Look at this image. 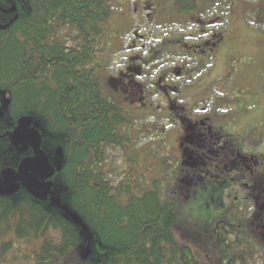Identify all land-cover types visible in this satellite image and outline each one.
Masks as SVG:
<instances>
[{
    "label": "trees",
    "instance_id": "obj_1",
    "mask_svg": "<svg viewBox=\"0 0 264 264\" xmlns=\"http://www.w3.org/2000/svg\"><path fill=\"white\" fill-rule=\"evenodd\" d=\"M261 1L258 14L264 16ZM112 2L0 0V25L17 17L0 29V176L8 169L18 173L35 155L32 146L23 150L12 140L23 118L37 130L40 150L54 169L48 191L34 195L18 182L17 191L0 195V264L8 263L18 243L28 246V264H203L177 240L180 207L162 198L158 183L137 195L136 168L117 185L102 169L106 148L125 151L129 140L121 130L130 123L127 114L104 96L97 71L96 45ZM199 2L175 0L176 10L190 13ZM13 6L15 13L5 12ZM65 29L77 36H61ZM129 156L138 167L140 159ZM239 159V170L254 167L244 155ZM232 162L220 166L221 174L232 171ZM245 186L264 192V176ZM232 209L216 223L211 243L219 257L211 263L260 264L264 213L258 207L252 216L255 232L259 228L254 237L243 217H229Z\"/></svg>",
    "mask_w": 264,
    "mask_h": 264
},
{
    "label": "rangeland",
    "instance_id": "obj_2",
    "mask_svg": "<svg viewBox=\"0 0 264 264\" xmlns=\"http://www.w3.org/2000/svg\"><path fill=\"white\" fill-rule=\"evenodd\" d=\"M141 1L145 3L143 10L139 0H113L114 9L105 24V34L96 45L101 47L96 60L102 93L124 109L130 122L121 128L129 139L127 148L124 151L107 147L102 169L106 178L117 185L136 168L133 179L137 195L158 183L162 198L174 199L179 204V222L174 227L177 240L188 245L200 262L213 264L211 261L219 257L211 243L213 231L229 209H237L230 210L229 217H243L248 233L254 237L259 228L255 232L252 216L258 207L264 213V201L256 202L264 192L250 193L245 186L254 187L256 179L264 176V16L258 14L263 3L261 0H200L194 11L180 13L175 0ZM136 33L148 39L142 41ZM208 33H223L225 39L214 49L212 57L204 58L202 50L193 45L205 43ZM60 34L66 38L77 36L68 29ZM133 39L141 51L131 47ZM130 54L134 58L130 61L129 74L135 75L139 69L141 59L137 55H143L148 63L142 69L146 76L137 80L141 87L130 83L127 94V79L121 85L112 77L121 72L120 66L126 64ZM195 55L200 56L199 60L191 57ZM175 64L187 66L179 77L187 71L193 72L189 80L172 78L173 67L175 73L179 72ZM168 70L170 76L165 83L181 87L178 95L170 91L178 105L171 111L172 115L187 116L194 107L193 118L204 121L210 117L212 132L222 133L223 137L221 142H213L216 147L220 145L216 150V155L221 154L219 157L198 140L199 134L192 140L198 145L186 143L185 139L192 135L188 130L194 125L190 121L182 122L183 135L181 141L176 140L175 124L169 120L168 112L158 109L163 101L159 96L164 93L158 77ZM201 109L207 110L201 114ZM182 143V150L203 154L205 159L190 158L184 154L185 150L182 155L178 150ZM129 153L140 159L138 167L129 163ZM236 153L254 156L257 166L239 170L238 164L231 172L221 174L217 160L236 159ZM179 177L181 191L177 189ZM259 221L256 225L262 227L263 221ZM27 247L18 243L6 264H28L24 262ZM260 253L258 262L264 264V252Z\"/></svg>",
    "mask_w": 264,
    "mask_h": 264
},
{
    "label": "flooded vegetation",
    "instance_id": "obj_3",
    "mask_svg": "<svg viewBox=\"0 0 264 264\" xmlns=\"http://www.w3.org/2000/svg\"><path fill=\"white\" fill-rule=\"evenodd\" d=\"M140 4H141V8L143 10V7L145 6V3H143V1H140ZM146 4H148V2ZM135 8H136V6H135ZM14 18H16V17H14ZM14 18H13V20H14ZM206 24L207 23H205V25ZM3 26H5V25H3ZM3 26L0 25V29H2ZM202 28H204V27H202ZM207 35H209V36H208V39L205 41V43H199V44H197V46H194L193 45L194 48H197V49L199 48L200 50H202L201 51V55L204 56V58L212 57V54L214 52V49L217 48V46H219L220 43L222 41H224V39H225L223 33H213V34L208 33ZM136 36L137 37L140 36V38H143L142 41H144L145 38H147L144 35H138L137 33H136ZM131 47L132 48H135V51L136 50H140L141 51V48H137L138 47V43H137V41L135 39L132 40ZM142 47L145 48L144 45ZM124 52H126V51H124ZM186 53H190V52L188 51ZM137 57L139 59H141V60H139V64H140L139 65V69H138V71H135V73L137 75H140L141 76L139 79H137L136 74L135 75L129 74V72L132 71V69L130 67V61L132 62V60L134 58V55L133 54L128 55V58L126 59L127 62H126V64L124 66H120V68H122V69H121V72H119V73L117 72V77H112V80L118 81L121 85H125L124 79H127V82H128V85L126 86L127 91H128L127 94L130 93V87H129V84L130 83H132V85H134V86L141 87V84L138 81L140 79H142L144 76H146L142 72V69L144 67L143 64H147L148 63V60L145 59L143 57V55H137ZM191 57L199 60V57L200 56L195 55V56H191ZM175 65L178 66L177 68L179 69V72L176 71V73H175V69L176 68L173 67V69H171L172 70L171 71L172 78L176 79V77H178V80H181V79H183V80H189L190 77L192 76V73L193 72L191 73L190 71H187V72H185V75L184 76L179 77V75H181L185 71V68L187 66L186 65H178V64H175ZM169 70L165 74H163V75H161V76L158 77L159 87H160V89H162V88L164 89V93L163 94L161 93L160 96H159L160 97V100H163V101H162L161 105L158 106V109H160V111L162 110V111L168 112L167 113L168 114V117L170 116L169 117V120L173 121V123L175 124V130L174 131H176L175 132V135L177 136V138H176L177 141H181V137L183 135V133L181 131V129H182V122L190 121L194 125H193V127L191 129L188 130V132H190L192 135H191V137L185 139L186 141H188L186 143L194 142L195 145H198L199 143L197 141H192V140H193L194 136H196L198 138V134H199L201 137L198 140L201 141L202 143L204 142L205 145H206V147L208 149H209V147H210V149L212 148L213 153L216 155V150H219L220 145L218 147H216L214 143H217L219 141L221 142V139L220 138H223V137H221L222 133L221 134L220 133L219 134L216 133V135H215V132H212V126L210 125V124H212V121H211V118L210 117H206L204 119V121H198V119L193 118L192 116L195 115V113H194L195 112L194 111V107H192V111L190 110L187 116H183L182 117L181 115H179V116H173L172 115L171 111L173 109L177 108L178 105H175L174 100H173V97L171 96L170 91L171 92H174V93H176V95H178V94L181 93V87H180V85L175 86V85H168L167 83H165V81L167 80L168 76H170ZM149 105H150V108L153 109V107L151 106V104H149ZM168 106L170 108H168ZM206 110L207 109H201L200 110L201 111V114L205 113ZM197 125H200V127L198 128ZM210 133H212V135H210ZM216 137H217V139H216ZM214 140H217V142H214ZM183 144L184 143H182V145L179 146V149H178L179 152H182V151L185 150V148H184V150H182ZM34 152H35V155L33 157L36 156V151L34 150ZM184 154L186 156L190 157V158L194 157V158H198L199 160H202L203 158L205 159V157H203V154L200 156L198 153L195 154L194 151L192 153L189 150H185L184 151ZM182 155H183V152H182ZM220 155L221 154H217L216 156L219 157ZM235 156L238 159L237 158L236 159H231L229 161V160H226V159L223 158V161L219 159V160H217V162L219 163L220 166H222L223 164L221 162H224V164L227 165L229 162L233 161L231 164H233V166L237 167V161H240L239 158H242L243 155H241V154L239 155V153H236ZM33 157H31V158H33ZM244 159H245L244 161H247V162L250 161V160L251 161H255L254 156H250V157L244 156ZM257 162L258 161L256 160L254 166H257ZM220 166L218 167V169L221 168ZM29 173L32 174L30 170H29ZM190 180H192V179L190 178ZM16 182H18V180H16ZM40 182L42 184H44V183L49 182V181L46 180V179H44V178H42L39 175L38 176V183L41 185ZM17 185H19V184H17Z\"/></svg>",
    "mask_w": 264,
    "mask_h": 264
},
{
    "label": "water",
    "instance_id": "obj_4",
    "mask_svg": "<svg viewBox=\"0 0 264 264\" xmlns=\"http://www.w3.org/2000/svg\"><path fill=\"white\" fill-rule=\"evenodd\" d=\"M6 13H15L16 7L13 6ZM17 17L13 20L15 21ZM12 21V22H13ZM3 26L6 29L9 25ZM31 122L27 118L20 120L17 129L15 130L12 140L15 144L22 145V149H26L28 145L32 146L36 151V156L25 159L16 173L10 169L5 170L0 177V195H9L18 190L19 185L15 184L16 180L29 192L34 195H39L40 192L48 191L51 187L50 182L42 185L38 183V176L48 179L53 176L54 169L50 166L47 156L40 150V141L38 132L30 128ZM29 170L32 174L29 173Z\"/></svg>",
    "mask_w": 264,
    "mask_h": 264
}]
</instances>
